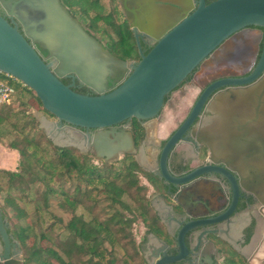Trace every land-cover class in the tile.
<instances>
[{
  "label": "water",
  "instance_id": "95a60500",
  "mask_svg": "<svg viewBox=\"0 0 264 264\" xmlns=\"http://www.w3.org/2000/svg\"><path fill=\"white\" fill-rule=\"evenodd\" d=\"M121 1L141 55L137 64L121 60L105 49L59 0H0L5 11V14L0 13V72L33 90L43 108L56 118L52 121L44 114L38 117L39 128L55 146L73 147L81 152L91 147L96 159L113 163L124 154L135 153L131 132L119 131L115 125L131 119L145 122L156 118L165 97L199 65V76L226 68L241 74L253 70L249 77L222 79L207 87L161 155L162 176L174 184H184L205 174L222 175L231 183L228 210L220 217L184 226L177 237L180 253L176 256L160 257L155 244L162 241L150 235L151 255H145L147 263L154 264L155 259H158L155 264L178 263L189 253L185 244L187 232L229 217L237 205L241 187L264 206V76L249 89L247 101H254L251 111L256 117L253 122H257L255 127L260 132L245 134L252 139L248 140L252 147L248 146L250 153L246 158L236 161L239 168H231L238 177L228 169L231 158L213 160L212 167L200 169L183 179L172 178L166 162L173 144L196 119L211 93L224 87L249 85L264 73V49L257 60L258 39H248V28L264 29V0H216L209 4L206 0ZM144 37L156 41L147 54L141 47ZM37 45L48 50L56 63L47 62ZM121 71L131 73L109 90V83ZM70 73L96 94L83 95L63 83L61 79ZM81 129L96 130V133L79 138L75 132ZM195 137L208 145L226 139L218 134L211 139L207 127L203 134H195ZM145 150L142 145L136 160L147 168ZM220 162L228 168L221 167ZM238 178L244 180L242 185ZM0 234L5 244V257H8L10 240L1 211ZM225 234L221 237L243 254L229 233Z\"/></svg>",
  "mask_w": 264,
  "mask_h": 264
},
{
  "label": "trees",
  "instance_id": "16d2710c",
  "mask_svg": "<svg viewBox=\"0 0 264 264\" xmlns=\"http://www.w3.org/2000/svg\"><path fill=\"white\" fill-rule=\"evenodd\" d=\"M77 1L81 0L67 3ZM83 25L113 55L140 59L123 13H107L98 1L83 0ZM1 75L15 88L18 104L0 105V143L13 136L7 146L19 160L15 170L0 169V195L4 194L2 210L21 246L24 264H148L144 255L148 234L166 233L151 204L149 187L141 180L156 184L155 177L139 165L135 154L96 163L89 152L55 146L29 112L31 100L39 104L37 111L53 115L33 90ZM133 132L141 136L139 130ZM52 204L70 217L56 216L50 211ZM80 208L88 219L78 213ZM33 216L37 221H32ZM23 220L30 224L23 226ZM137 223L147 229L139 242L133 233ZM226 256L225 264H249L230 247Z\"/></svg>",
  "mask_w": 264,
  "mask_h": 264
},
{
  "label": "flooded vegetation",
  "instance_id": "af4514ba",
  "mask_svg": "<svg viewBox=\"0 0 264 264\" xmlns=\"http://www.w3.org/2000/svg\"><path fill=\"white\" fill-rule=\"evenodd\" d=\"M59 1L85 29L83 25V0L72 4L67 3L69 0ZM92 1H98L105 11L108 7L110 12L123 13L126 19L121 0ZM214 1L216 0H206V3L209 4ZM0 13L5 14L1 6ZM127 22L133 31L128 20ZM248 30L250 32L248 36L250 41L258 39L259 55L257 60H259L264 49V29L250 27ZM90 35L93 36L92 34ZM98 41L108 50L106 44L100 40ZM155 44L156 41L154 39L144 37L141 41L143 53L147 54ZM37 49L47 59V62H55V58L48 50L40 45H37ZM116 57L133 64H137L141 60V55L140 59ZM199 71L200 65L176 89L165 97L163 108L156 118L145 122L138 121L141 128L135 125L134 119L115 125V128L119 131L127 130L131 132L134 140L135 156L139 153L140 147L144 146L146 149L145 156L148 160V169L146 167L142 168L156 179V184L147 181L151 189L150 200L166 233L161 235L148 234L144 255H151L149 237L153 235L162 241L161 244H155V250H158L160 257L176 256L180 253L177 237L181 229L194 222L220 217L228 210V200L232 198L231 183L222 175L205 174L184 184H174L162 176L160 160L163 150L173 136L182 128L205 89L218 80L249 77L253 70L241 74L230 68H226L202 76H199ZM130 73L131 71L119 72L112 82L109 83V90L121 84ZM263 76L264 73L249 85L224 87L209 95L196 119L182 132L169 151L166 162L168 172L172 178L183 179L188 177L200 169L212 167L214 165L213 160H221V158H231L230 160L227 159L230 165L229 168L226 164L220 162L221 167L228 168L229 170H237L239 168L236 161L240 162V159L246 158L250 153L247 151L250 145L248 140L252 139H248L249 135L245 137V134L247 132L252 134L255 131L260 132L255 127L257 122H253L256 117L255 113L251 111L254 101L249 102L247 98H249L248 94L251 91L249 89L262 81ZM61 80L81 94H96L94 90L84 85L73 73L65 75ZM182 92L184 94L180 95ZM179 99L182 100L181 104H177ZM172 105L178 106L177 111H175ZM248 109L250 111H247ZM206 127L211 139L212 136H216L217 134L219 136L224 135L226 139L215 144L211 142V145H208L204 141H201V139L196 138L195 134H203ZM134 128L137 131L139 130L141 136L137 137L134 134ZM88 133L94 135L96 130L81 129L76 134L82 138ZM256 141L258 140L256 139ZM251 144L253 145L254 143L251 142ZM250 147L252 146L250 145ZM233 159L234 161H232ZM233 170L232 173L238 177V173ZM238 182L242 185L244 180L242 181V179L238 178ZM260 203L252 194L246 192L241 187L240 197L233 213L218 223L210 224L206 227L193 228L187 232L185 244L189 249V253L180 262L170 264H225L228 248L236 250L221 235L226 236L225 232H228L229 236L234 239L233 241L241 249L249 245L257 233L259 219L262 218L259 215H254V211ZM0 211L10 240L9 256L5 257V244L0 234V264H6L7 262H11V264H24L21 246L8 224L5 213L2 210L1 201ZM143 228L145 233L147 229L144 226ZM213 231H216V233H213ZM204 233L205 235L202 236ZM237 253L240 254L239 252ZM240 255L245 258L244 255ZM157 260H154V264Z\"/></svg>",
  "mask_w": 264,
  "mask_h": 264
},
{
  "label": "rangeland",
  "instance_id": "374dc122",
  "mask_svg": "<svg viewBox=\"0 0 264 264\" xmlns=\"http://www.w3.org/2000/svg\"><path fill=\"white\" fill-rule=\"evenodd\" d=\"M106 4H107V3H106ZM106 12H107V13L110 12V9H109L108 7H107ZM99 36L102 38V40H103L104 42H106L105 36H103V35H99ZM6 79H8V78H6ZM8 81H9V80H8ZM187 92H189V91H187ZM183 94H184V92H182V94H180V95H183ZM180 95H179V96H180ZM27 99L30 100V96H29V95L27 96ZM181 103H182V100L179 99V100L177 101V104H181ZM11 104H13V105L15 104V106L18 104V102H17V98H16V95H14ZM31 104L33 105V108L29 109V112L33 113L37 118L39 117L40 114H44L49 120H52V121H55V120H56L55 117H52V116H50V115H48V114H45L44 112H39V111H37V109H40V106H39V104L37 103V101H36L35 99L31 100ZM18 107H19V106H18ZM172 107L175 109V111H177V109H178L177 107H178V106H176V105H172ZM22 108H23V107H19L17 110L21 111V110H23ZM163 117H164V116H163ZM164 118H165V117H164ZM76 133H77V132H75V134H76ZM76 135H77L79 138H81V136H79L78 134H76ZM12 138H13V136L8 135V136H6V137L4 138V140H2L1 143H0V168L5 169V170H15V169L17 168V166H18V160H19V155H18V153H17L16 151H14V150H11V149L8 148V146H7V145L9 144V142L12 140ZM83 152H84V153H87V152L91 153V154L93 155L94 161H95L96 163L102 162L101 160H98V159L95 158V155H94V153H93L91 147H87L85 150H83ZM121 158H122V156H121ZM121 158H120V159H121ZM120 159H119V160H120ZM141 167H143V166H141ZM141 180H142V183H143V184H145V185L148 186V183H147L146 178H142ZM148 187H149V192H148V194H149V196H150V194H151V189H150V186H148ZM3 197H4V194H3V195L1 194V195H0V201L2 202V204H3ZM50 211H51L52 213H54L56 216H59V217L65 219V220L68 219V218L70 217L69 215H67V214L63 213L62 211L58 210V208L55 207V206H53V204H52V207L50 208ZM78 213H79V214H83V215L86 217V219L89 218V215L87 214V212H85V210L82 209V208H80V209L78 210ZM9 215H10V218H11V216H13V213H10ZM32 221H37V216H33V220H32ZM21 224H22L23 226H28V225L30 224V222L27 221V220H23V221H21ZM11 227H12V226H11ZM12 229H13V227H12ZM133 233H134V235H135V237H136V239H137L138 242H139L140 240H142L143 235H144V228H143V225H142L141 223H137V224H135L134 227H133ZM146 255H147V254H146ZM253 261H254V262L256 261V262H257L256 264H263L262 261L260 262L258 259L253 260Z\"/></svg>",
  "mask_w": 264,
  "mask_h": 264
},
{
  "label": "crops",
  "instance_id": "0c3cea01",
  "mask_svg": "<svg viewBox=\"0 0 264 264\" xmlns=\"http://www.w3.org/2000/svg\"><path fill=\"white\" fill-rule=\"evenodd\" d=\"M254 213V215H259L260 217H262L261 219H259L257 233L255 234L249 245H247L244 249H241L240 247V249L243 252L242 255L245 256L249 264H256L257 262L253 261L256 259H258L260 262L262 261V263L264 264V206L262 205V203L258 205Z\"/></svg>",
  "mask_w": 264,
  "mask_h": 264
},
{
  "label": "built area",
  "instance_id": "2783aa9c",
  "mask_svg": "<svg viewBox=\"0 0 264 264\" xmlns=\"http://www.w3.org/2000/svg\"><path fill=\"white\" fill-rule=\"evenodd\" d=\"M1 74L2 73L0 72V105H9L15 95V88L8 81V79L3 77Z\"/></svg>",
  "mask_w": 264,
  "mask_h": 264
}]
</instances>
